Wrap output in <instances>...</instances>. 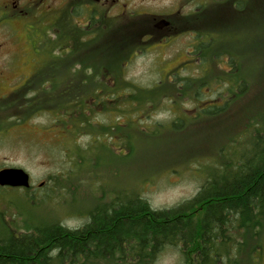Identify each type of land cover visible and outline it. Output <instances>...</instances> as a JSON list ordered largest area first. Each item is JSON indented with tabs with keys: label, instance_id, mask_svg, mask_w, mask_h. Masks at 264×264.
Wrapping results in <instances>:
<instances>
[{
	"label": "rangeland",
	"instance_id": "rangeland-1",
	"mask_svg": "<svg viewBox=\"0 0 264 264\" xmlns=\"http://www.w3.org/2000/svg\"><path fill=\"white\" fill-rule=\"evenodd\" d=\"M39 1L36 0L37 6ZM64 1L44 0V3L54 8ZM130 1L136 11L143 13L136 17L137 30L140 25L146 29H143L145 36L130 46L134 45L135 51L126 62L124 78L147 90L157 85L161 89L137 94L141 103L120 120L127 124L125 133L119 129L120 141L114 137L111 140L116 142L112 143L105 138L91 148L90 137L79 136V145L91 149V153H85L90 161L83 162L80 170L76 163L72 164L73 178H77L75 183L66 184V190L55 188L49 181L58 176L57 181L65 183L60 178L69 172L68 158L62 152L73 146L75 139L55 128L52 113L22 120L13 106L2 109L3 105L13 104L14 99L3 101V98L14 97L22 86V78H31L40 70L45 57L48 61L45 56L48 47H40L41 38L46 41L41 22L34 21L38 12L30 8L31 25L23 27L25 30L20 22H13L12 29H0V170L22 168L31 176L32 184L28 191L0 193V213L14 228H23L26 219L30 223L56 220L70 229L82 227L87 216L79 214L86 207H94L104 191L111 195L121 190L132 191L146 199L153 209L173 208L196 195L205 181L207 167L245 128L253 113L264 114V0H208L205 6L208 13L205 8L204 12L193 13L203 7L199 4L202 0ZM233 1L244 2L243 8H237ZM123 21L128 24L132 20ZM161 21L171 24L158 26ZM197 32H202V37L198 38ZM199 41L208 43L200 51ZM233 60L235 65L231 67ZM5 62L13 68L8 73H3ZM242 67V78L249 86L239 97L228 93L224 84L236 80L237 74L230 73ZM185 81L190 83L189 88L179 92ZM196 90L202 95L197 96ZM226 99L231 105L225 112L196 119L203 101L223 103ZM98 109L95 111H101L103 116L96 112L93 126L102 123L113 127L116 115L107 116L102 106ZM173 122L181 126L173 130ZM126 140H130L135 151L129 158L116 155L119 151L129 154ZM108 147L114 154L108 152ZM93 160L97 166L93 177L89 175L91 179L84 182V172L92 167ZM41 183L48 185L43 189L39 187ZM90 264H118V261L102 259ZM152 264H184V261L174 246ZM252 264H264V248L260 259Z\"/></svg>",
	"mask_w": 264,
	"mask_h": 264
},
{
	"label": "trees",
	"instance_id": "trees-1",
	"mask_svg": "<svg viewBox=\"0 0 264 264\" xmlns=\"http://www.w3.org/2000/svg\"><path fill=\"white\" fill-rule=\"evenodd\" d=\"M233 2L237 8L244 6V2ZM68 16L66 13L60 32L54 27L43 31L46 41L42 37L40 47H48L45 54L48 61L45 57L41 69L14 97L3 100L14 99L13 104L2 106L3 110L5 106H13L22 120L52 113L55 128L75 139V144L64 145L68 147L62 152L68 158L69 172L60 178L65 183L57 181L58 176L49 181L55 188L65 190L67 183L76 182L72 164L76 163L80 170L83 162L90 161L85 153H91V149L79 145V136L88 135L91 148L105 138L107 142L114 137L120 141L119 129L125 133L127 125L120 120L141 103L137 94L161 89L157 85L147 90L124 78L126 62L135 51V46H130L145 36L146 27L140 25L137 30L135 23H125L120 32L117 24L111 22L106 39L103 41L100 36L90 46L92 42L82 40L84 33H74ZM197 36L202 37V32H197ZM204 42L199 41V51L208 44ZM234 65L233 60L230 66ZM243 70L244 67L230 73L237 74V78L225 82L228 93L241 97L247 91L249 84L242 78ZM189 85L185 81L179 92L183 93ZM195 94L202 95L198 90ZM206 101L198 106L195 116L199 121L205 116H219L231 105L228 99L223 103ZM101 106L107 116L116 115L113 127L102 123L93 126L95 110ZM177 124L173 122L171 128L177 130L181 126ZM231 141L207 167L205 181L196 195L173 208L153 209L139 194L121 190L114 195L104 191L100 201L93 205L95 209L86 207L79 215L89 216L92 224L86 223L79 230L67 228L56 220L30 223L28 219L24 220L23 228L16 229L0 213V264H90L98 260L91 258V253H109L120 244L121 264H142L149 263V254L158 252L167 243L180 250L184 264L256 263L264 248V114L254 112L249 123ZM125 143L129 154L119 151L116 155L129 158L135 152L134 146L130 140ZM108 152L114 154L110 147ZM96 167L93 160L92 167L84 172V182L93 177ZM3 191L9 190L0 187V193ZM104 205L114 207L102 208ZM18 229L23 232L18 233ZM132 251L145 255H127Z\"/></svg>",
	"mask_w": 264,
	"mask_h": 264
},
{
	"label": "flooded vegetation",
	"instance_id": "flooded-vegetation-1",
	"mask_svg": "<svg viewBox=\"0 0 264 264\" xmlns=\"http://www.w3.org/2000/svg\"><path fill=\"white\" fill-rule=\"evenodd\" d=\"M207 3L208 0H202L199 4L203 5V7L199 8L193 13L204 11L208 13L207 7H205ZM35 4L36 0H0V29H12L13 22H20L22 28L25 26L27 28L31 25L30 8H32L36 9L38 12V15L36 16L34 21L37 24L41 22V31H44L46 28L50 29L51 27H54L57 32H60L66 21L65 14L69 13L68 17L71 21L70 24L74 33H80V35L84 33V35L82 36V40L86 42H92L90 46H93V41L98 37L101 36L103 41L106 39L107 31L111 22L116 23L121 32V30L123 31L125 24L123 19H131L133 21H131V23H135L136 26V17L143 14L136 11V9L132 7V2L130 0H65L63 3L55 6L54 8L47 5L45 6L44 0H40L38 6L37 4L35 6ZM203 8H205L206 10H204ZM170 24L171 23L168 21H161L160 23H158V26L161 25L167 27L170 26ZM1 46L2 45H0V47ZM3 68V70H5V72L3 73H8L13 69L7 64V62L4 63ZM27 78H22V86L29 79ZM4 99H8V97H4L3 100ZM43 185L44 183H41L39 187H43ZM2 188L18 191L30 189L11 187ZM101 207L113 208L114 206L104 205ZM92 208L95 209L96 207ZM86 223H88L89 225L92 224V220L89 219V216L87 217ZM80 228L81 227L74 229L79 230ZM90 230H92V228H90L89 231ZM171 248H174V246L170 243L162 245L158 252L149 254V257L151 259L149 263L145 262L142 264H152L161 253L165 252L166 250H170ZM127 255L140 257L144 256L145 254L138 253L137 251H132L127 253ZM90 257L98 260L117 259L118 264H121V244L118 246L116 245L114 249L109 253L93 252L91 253Z\"/></svg>",
	"mask_w": 264,
	"mask_h": 264
},
{
	"label": "water",
	"instance_id": "water-1",
	"mask_svg": "<svg viewBox=\"0 0 264 264\" xmlns=\"http://www.w3.org/2000/svg\"><path fill=\"white\" fill-rule=\"evenodd\" d=\"M0 187L28 189L31 187V177L22 168H3L0 170Z\"/></svg>",
	"mask_w": 264,
	"mask_h": 264
}]
</instances>
